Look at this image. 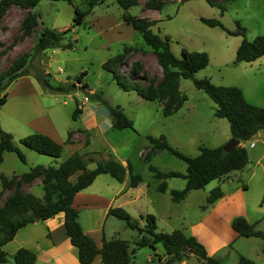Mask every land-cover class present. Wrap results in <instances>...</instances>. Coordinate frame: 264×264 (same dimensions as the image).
Instances as JSON below:
<instances>
[{
	"label": "rangeland",
	"instance_id": "obj_1",
	"mask_svg": "<svg viewBox=\"0 0 264 264\" xmlns=\"http://www.w3.org/2000/svg\"><path fill=\"white\" fill-rule=\"evenodd\" d=\"M164 1L161 10H152L145 7V0H139L127 12L156 20L152 30L169 37L170 47L176 56H180L182 48L207 52L209 62L195 73L196 78L207 77L215 84L238 86L250 103L264 107V54L250 62L235 63V51L242 36L227 31L235 30L236 21H239L245 28L247 39L264 35V0L225 1L226 9L223 12L206 0ZM75 7L89 9L88 0H40L34 8L40 14L39 25L26 37H21L20 29L25 10L19 8L10 11L2 17L3 20L0 19V51H3L0 54V73L7 69L15 57L27 53L29 56L25 70L33 77L43 72L52 84L75 83V87L68 92L43 89L40 83L35 86V92L23 94L18 93L20 89H14L15 85L11 83L0 88V96L6 93V101L0 105V126L12 134L13 141L24 155L22 161L15 152H7L0 164V173L11 176L27 172L38 164L57 165L64 156L75 151L84 154L88 150H96V153L89 154L100 161L112 158L121 162L124 159L130 163L133 173L141 175L138 186H128V173L122 182L107 173H101L88 186L87 193L91 195L74 198L73 206L78 211V221L98 245L103 237H118L127 240L130 249L135 247L134 242L139 236L137 230L127 226L124 220L107 214L110 206H121L140 226L145 223L141 216L153 214L157 230L171 232L182 229L186 233L193 230L203 240L202 243L208 244L209 250L210 243L225 245L216 250V257L223 264H236L239 254H246L254 264H264L261 245L259 247L252 242L261 241L260 238L254 236L250 241L245 236H238L232 242L236 237L231 227L234 217L244 216L249 222L255 223L257 229L264 231V155L260 157L264 129L259 136L241 142L248 152V162L242 169L232 170L220 179L209 181L204 187L189 191L183 200L173 201L170 190L182 189L185 179L179 176L166 177V190L158 191L157 185L161 179L153 175L148 165L152 164L161 171L184 172L185 162L168 149L156 151L150 160L140 157L138 151L147 149L146 136L164 134L172 148L194 156L200 144L222 146L231 137L229 122L214 116V102L203 90L196 88L190 78H180L179 89L187 99L169 115L163 114L159 101L146 99L135 90H123L112 74L102 67L103 61L122 52L124 46H133L137 50L127 54V64L120 66L123 73L136 78L137 74L130 66L137 62L141 64L140 80L142 77L159 80L162 71L153 51L145 44L140 32L124 22V10L115 0L95 4L82 23L72 26ZM200 17L217 18L224 29L208 26L201 22ZM7 20L9 23L4 24ZM43 27L57 31L71 27L64 34L63 42L71 41L73 47L34 52L39 30ZM82 71L85 74L78 82L76 77ZM82 83L85 86H81ZM144 83H147V79ZM85 96L88 98L85 104L101 103L97 99L101 96L106 104L120 105L132 119L133 128L116 129L104 125L103 130H82L86 122L79 118L80 113L73 119L72 113L76 107L75 100L80 104ZM106 104L103 103V106L106 107ZM79 129L81 131L76 137H80L81 141H76L72 146L64 144L68 131ZM36 131L44 134L53 132L57 142L64 145L59 157L38 153L19 142L23 136ZM251 142L255 143V147H250ZM94 166L95 162L87 165L89 168ZM216 186L220 187L222 197L208 203L207 196ZM23 187V190H32L37 196L43 194L40 184L25 183ZM91 198L97 201L87 203V199ZM3 199L4 195L0 203ZM59 215L63 216L62 213ZM52 242L58 247L59 260L47 257V251L48 254L42 253L34 264H79L76 248L70 244L65 232L63 218L47 223L34 221L20 228L14 238L3 245L7 260L0 264H15L14 253L19 247L37 253L36 250L41 251ZM162 249L161 244H157L156 249L149 246L136 248L127 264H162ZM99 261L97 256L91 264H99ZM184 264L199 263L191 255Z\"/></svg>",
	"mask_w": 264,
	"mask_h": 264
},
{
	"label": "trees",
	"instance_id": "obj_2",
	"mask_svg": "<svg viewBox=\"0 0 264 264\" xmlns=\"http://www.w3.org/2000/svg\"><path fill=\"white\" fill-rule=\"evenodd\" d=\"M40 0H0V19L5 15L11 6H17L25 10V15L20 22L21 37L30 35L39 25L40 14L32 11ZM70 2L71 0H67ZM104 0H88L89 9L81 10L74 8L72 26L82 23L84 17L89 13L90 8ZM124 10L122 19L130 24L133 29L140 32L145 44L153 51L157 63L161 68L162 77L159 80L154 78H138L141 69L140 63H134L131 67L136 78L129 73H123L120 66L127 64V54L137 48L124 46L119 52L102 63V67L116 80L119 87L125 91L135 90L140 96L159 101L162 105L164 115H169L182 106L187 96L179 89L180 78H190L193 85L203 90L215 104L214 116L225 118L229 122L230 136L238 138L240 141L249 139L260 129H264V107L250 103L244 96L240 87L234 85H219L213 83L209 78H196L195 73L205 67L209 62L207 52L199 50L181 49L180 56H176L169 42V37L160 35L152 30L156 20L146 17L132 15L127 9L138 4L139 0H115ZM225 1L231 0H206L211 6H218L220 11L226 9ZM145 7L152 10H161L165 4L164 0H145ZM201 22L208 26H219L224 29L223 24L217 18L200 17ZM71 27L63 31L43 27L39 30L34 52H42L48 48L71 49L73 42H63L64 34ZM233 35H241L242 39L235 51V63L250 62L264 54V35H256L252 40L245 36V28L236 21V29L227 30ZM2 43L0 42V45ZM3 51H0V54ZM27 53H22L15 57L10 65L0 73V88H5L12 80L26 74L25 65L28 58ZM85 74L82 71L76 77L81 82V77ZM130 75V76H129ZM36 79L43 89L51 91L68 92L75 87V83L52 84L47 74L38 72ZM147 79V83H144ZM81 86H85L82 83ZM96 96V95H94ZM6 93L0 96V105L5 102ZM102 103L106 101L98 96ZM76 101L72 118L75 119L81 109ZM108 113L112 118V128L124 129L133 128V121L123 111L120 105L106 104ZM73 131H68L67 142H70ZM147 150L144 159L150 160L151 155L156 151L168 149L175 156L185 162V171H161L154 165L149 164L148 168L153 175L161 179L157 185L158 191H165L167 188L165 178L179 176L185 179L182 189H171V199L180 201L184 199L190 190L204 187L213 179H220L232 170L242 169L248 162V152L246 148L238 144L230 151H224L222 146L210 147L204 144L198 145V153L194 156L185 155L175 148H172L164 134L158 136L147 135ZM19 142L38 153L47 154L52 157H59L63 150V144L55 141L49 135L39 132L27 134L19 139ZM88 141H85L87 143ZM12 151L24 161V155L20 148L13 141L11 133L3 130L0 126V163L3 154ZM96 153V152H94ZM95 162L92 168L87 167L88 163ZM107 173L119 182L129 174L128 186L135 187L141 182V175L133 173L129 162L123 165L120 161L109 158L106 160H96L94 156L85 152L81 154L72 152L67 158L57 165H34L27 172L6 176L0 174V262L7 260V253L3 250V245L14 238L17 231L34 221H45L63 214V224L69 242L76 248L77 260L80 264H91L99 256L102 264H127L134 256V250L142 246H149L156 249L157 244H161L164 252L162 264H173L194 255L202 264H223L216 255H209L205 245L197 239L195 235L187 234L182 229H174L171 232L157 230L155 217L153 214L141 216L144 225L140 226L137 220H132L128 211L121 206H110L107 214L113 215L126 222L127 226L137 230L138 239L134 242L135 247L130 249L127 240L111 237L102 238L100 245L86 232L78 221V211L73 206V199L77 192L89 186L97 175ZM39 178L43 194L41 197L32 192L24 191L23 185L31 183ZM6 191H10L6 193ZM219 186L213 188L207 196V202L212 203L222 197ZM264 203V200L262 201ZM231 227L238 236H255L263 241L264 231L255 228V223L249 222L244 216H236L231 221ZM37 254L26 248L19 247L14 253L15 264H34ZM160 259V258H159ZM237 264H254L250 258L239 255Z\"/></svg>",
	"mask_w": 264,
	"mask_h": 264
},
{
	"label": "crops",
	"instance_id": "obj_3",
	"mask_svg": "<svg viewBox=\"0 0 264 264\" xmlns=\"http://www.w3.org/2000/svg\"><path fill=\"white\" fill-rule=\"evenodd\" d=\"M14 10H19V7H17V6H11L8 10H7V12H6V14H5V16L6 15H8L9 13H10V11H14ZM32 11H36L34 8L32 9ZM4 16V17H5ZM3 17V18H4ZM3 18H2V20H3ZM9 22H8V20L4 23V24H8ZM261 57V56H260ZM259 58V57H258ZM11 83V84H10ZM9 84L10 85H15V88L14 89H20L19 91H18V93H21V94H23V93H25V92H35V86H37V84H39V82H38V80L36 79V77H33L31 74H29L28 72L26 73V74H24V75H21V76H19V77H17L16 79H14V80H12L11 82H10ZM8 84V85H9ZM53 84H55V83H53ZM7 85V86H8ZM22 89V90H21ZM242 90V89H241ZM243 91V90H242ZM243 94H244V92H243ZM245 96V95H244ZM86 97V96H85ZM85 97H84V99H83V101L82 102H80V104H79V107H80V109H81V113H80V115H79V118H82V122H83V120L86 122V125H84V129H82V130H84V131H88V130H92L93 128H99L100 130H103V129H105V126L104 125H107V126H110V127H112L111 126V124H112V118H111V116L109 115V113H108V110H107V108L106 107H104L103 106V103L101 104V103H98V104H85L84 103V101L86 102L87 100H85ZM19 98H21V97H19ZM246 98V97H245ZM88 99V98H87ZM5 101H6V98H5ZM26 102V101H25ZM5 103V102H4ZM161 105V104H160ZM261 130L262 129H260V130H258L256 133H254L251 137H253V136H259L260 135V132H261ZM52 131H54V129L52 130ZM52 131H50V132H46L47 134H49L50 135V137L52 138V139H54L55 141H57V139L53 136V132ZM80 129L79 130H77V131H73V133H72V136H71V138H70V142H67V138H66V140L64 141V144H66L67 146H72L76 141H81V139H80V137H76V135L78 134V133H80ZM36 132H38V131H36ZM68 136V135H67ZM250 137V138H251ZM249 138V139H250ZM248 140V139H247ZM244 140H242V141H240L239 142V144H241V142H243ZM263 142H264V140H263ZM251 143H253L252 145H250V147H255V143L254 142H251ZM250 143V144H251ZM63 147H64V145H63ZM147 150V149H146ZM145 149H141V150H139L138 152V155L140 156V157H144V154H145ZM7 152H12V151H6V152H4V154H3V160H4V157H5V154H7ZM86 152H88V153H92V152H97L96 150H88V151H86ZM261 155H260V157L262 156V155H264V145H263V147H262V150H261ZM70 154V153H69ZM69 154L67 155V156H64L63 158H62V160L61 161H63L65 158H67L68 156H69ZM2 160V161H3ZM121 163L123 164V165H126V161L124 160V159H121ZM1 164V163H0ZM0 174H2V173H0ZM100 175V174H99ZM98 175V176H99ZM7 176V175H6ZM125 179V178H124ZM30 185L31 184H34V185H36V184H40L41 185V182H40V179H35L33 182H31V183H29ZM139 185V184H138ZM137 185V186H138ZM23 189H24V187H23ZM87 190H88V186L86 187V188H84V189H82L81 191H79V192H77L76 193V195L74 196V198L76 197L77 198V196L78 195H85V196H87V195H91L90 193H87ZM25 191V190H24ZM191 191V190H190ZM28 192H32V190H28ZM188 194V193H187ZM37 196V195H36ZM38 197H40V196H38ZM74 200L75 199H73V203H74ZM88 200V202L87 203H93L94 201H97L96 199H94V198H91V199H87ZM183 200V199H182ZM263 201V200H262ZM263 203V202H262ZM60 214V213H59ZM59 214H57L55 217H53V218H49V219H47V220H45L46 221V223L47 222H50V220H55L56 218H58V221H60L61 220V218H63V216H61V215H59ZM63 215V214H62ZM194 225H196V224H194ZM255 228H256V226H255ZM257 229V228H256ZM86 231V230H85ZM49 232H50V234H51V231H50V229H49ZM193 233V234H192ZM187 234H192V235H195L196 237H197V239L199 240V241H203V240H201L198 236H197V233H195V232H193V230L191 231H189ZM241 237V236H240ZM243 237V236H242ZM237 238H239V237H236V238H234V240L232 241V242H234ZM246 238V240H250V241H252V239L251 238H255L254 236H251V237H245ZM257 238H259V237H257ZM69 239V238H68ZM260 240L261 241H252L253 242V244H255V245H258L259 247H260V245H261V250L264 252V248H263V241H262V239L260 238ZM22 241H24V240H22ZM256 242V243H255ZM204 244H205V247H207V253L209 254V255H216V250H218V249H221L222 247H224L225 245H218V244H216V243H210L211 245H210V250H209V248H208V244L207 243H205V242H203ZM71 244V243H70ZM160 244V243H159ZM72 245V244H71ZM73 246V245H72ZM162 246V245H161ZM156 247H157V245H156ZM163 248V247H162ZM38 249V248H37ZM163 251L161 252L162 254H163V252H164V249H162ZM37 251V258H36V260L38 259V258H40L41 257V255H42V253H44V254H48L49 256H47V257H49V258H54L55 260H59V258H58V247H57V245L54 243V242H52V243H49L48 245H47V247L45 248V249H43V250H41V251H39V249L38 250H36ZM47 251H48V253H47ZM240 255V254H239ZM238 255V256H239ZM241 255H243V254H241ZM246 255V254H245ZM244 255V256H245ZM191 257V255L188 257V258H186V259H184V260H181V261H175L173 264H176V263H180V264H184L185 263V261L187 260V259H189ZM247 257V256H246ZM100 258V257H99ZM249 258V257H248ZM95 260H96V258H95ZM252 260V259H251ZM78 261V260H77ZM196 261L199 263V264H202L201 263V261L200 260H198L197 258H196ZM100 262V261H99ZM254 262V261H253ZM79 263V262H78ZM101 263V262H100ZM99 263V264H100ZM80 264V263H79ZM237 264V263H236Z\"/></svg>",
	"mask_w": 264,
	"mask_h": 264
},
{
	"label": "water",
	"instance_id": "obj_4",
	"mask_svg": "<svg viewBox=\"0 0 264 264\" xmlns=\"http://www.w3.org/2000/svg\"><path fill=\"white\" fill-rule=\"evenodd\" d=\"M240 140L235 137H230L223 145L222 148L224 151H230L233 149L236 145H238Z\"/></svg>",
	"mask_w": 264,
	"mask_h": 264
},
{
	"label": "built area",
	"instance_id": "obj_5",
	"mask_svg": "<svg viewBox=\"0 0 264 264\" xmlns=\"http://www.w3.org/2000/svg\"><path fill=\"white\" fill-rule=\"evenodd\" d=\"M85 100H87V97H85ZM253 143H251L250 145H252Z\"/></svg>",
	"mask_w": 264,
	"mask_h": 264
}]
</instances>
